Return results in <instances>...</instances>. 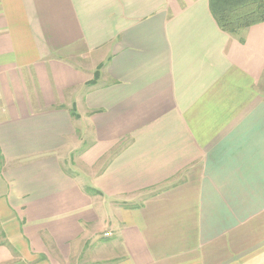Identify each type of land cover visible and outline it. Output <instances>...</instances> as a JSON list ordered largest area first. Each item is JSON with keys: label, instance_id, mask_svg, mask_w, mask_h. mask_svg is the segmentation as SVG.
<instances>
[{"label": "crops", "instance_id": "obj_1", "mask_svg": "<svg viewBox=\"0 0 264 264\" xmlns=\"http://www.w3.org/2000/svg\"><path fill=\"white\" fill-rule=\"evenodd\" d=\"M0 264H264V22L0 0Z\"/></svg>", "mask_w": 264, "mask_h": 264}, {"label": "trees", "instance_id": "obj_2", "mask_svg": "<svg viewBox=\"0 0 264 264\" xmlns=\"http://www.w3.org/2000/svg\"><path fill=\"white\" fill-rule=\"evenodd\" d=\"M219 29L237 33L264 22V0H208Z\"/></svg>", "mask_w": 264, "mask_h": 264}]
</instances>
